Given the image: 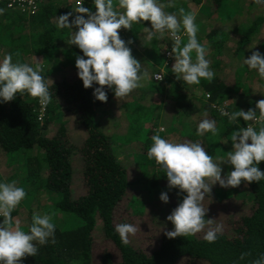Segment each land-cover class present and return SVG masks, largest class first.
<instances>
[{
    "label": "trees",
    "instance_id": "16d2710c",
    "mask_svg": "<svg viewBox=\"0 0 264 264\" xmlns=\"http://www.w3.org/2000/svg\"><path fill=\"white\" fill-rule=\"evenodd\" d=\"M60 1L45 3L31 16L0 3V58L7 52L15 62L29 63L31 56H43L42 75L46 80L50 79L47 82L53 96L41 119L39 99L26 93L18 94L13 101L0 103V162L2 164V157H6L13 165L19 163L15 175L19 179L17 186H22L27 194L12 213L14 221H19L21 229L28 231L34 213H55V242L38 245V254L25 257L22 264H251L264 253V181L247 185L242 182L234 188H222L219 184L212 187V196L205 198L203 205L220 207L224 212V200L234 197L243 207L239 217L229 218L232 219L231 227L228 225L231 232L223 230L214 243L206 242L204 234L171 239L165 235L167 231L156 234L151 230L152 220L149 221L151 227L145 225L142 231L139 228L140 218L147 216L148 204L152 209H169L163 214H171L186 195H177L176 188L169 190L164 172L154 159L148 158L153 134L158 133L173 142L199 141L209 155L216 157L226 156L231 150L230 138L237 127H246V123L257 129L261 126L258 122H244L242 118L239 125L229 124L227 117L219 111L221 107L227 111L255 108L256 102L264 99V82L262 87L257 85L254 90L253 84L245 86L240 82L239 69L229 74L223 70L226 62L221 51L226 41L220 38L215 42L219 38V35L215 36L217 28L203 20L202 16H209L207 1L173 0L170 7L168 0L163 3L166 12L177 16H180V9H187L192 3L200 5L199 11L193 8L187 11L196 13L197 35L203 41L200 43L206 49L210 47L216 51L210 66L216 73L214 79L201 80L198 85L184 84L172 73L171 63H166L163 80L152 82L149 100L131 107L133 116L130 118L124 113L127 104L123 101L131 94L116 98L105 86L108 100L100 102L93 96V89L99 85L83 87L75 67L76 55H82L79 48L70 45L65 57L53 51L51 55L49 49L65 38L68 43L70 38L68 29H57V16L67 14L76 6L75 0ZM243 1L210 0L211 16L223 15L239 4L243 6ZM84 7L95 10L93 0H84ZM143 25L150 27V22L133 24L130 30L121 29L120 35L126 41H133L130 47L136 59L150 58L155 70L160 71L157 66L160 61L167 60L168 50L172 53V41L166 36L161 48L158 38L145 40ZM262 25L264 28V14H259L238 40V51L256 30L262 29ZM181 33L185 34L183 29L178 34ZM187 39V35L182 37V42L186 43ZM60 56L63 60L58 62ZM49 61L52 64H48ZM68 66L72 67L71 73L67 72ZM146 70L150 72L148 67ZM249 73L243 72L250 79L254 73ZM112 108L118 109L110 111ZM204 113H207L206 118L217 121L219 137H213L211 133L196 134V126L205 118ZM100 114L105 118L99 119ZM115 118L117 127L113 130L127 132L134 144L143 147L133 150L137 152V158L128 160L130 156L125 148L122 145L114 148L112 136L103 132L102 124ZM55 121L58 126L53 127ZM161 128L163 131H159ZM175 133L179 138L174 136ZM131 167L136 168L135 174L130 172ZM259 167L264 171V161ZM223 168L225 173L232 170L228 165ZM0 180L4 181L1 173ZM164 191L169 194L167 204L159 199ZM135 200L137 206H134ZM211 212L208 209L206 219ZM209 218L213 219V216ZM120 223H136L138 232L145 233L154 245L147 249L131 239L123 245L115 232V226ZM243 253L249 255L240 259Z\"/></svg>",
    "mask_w": 264,
    "mask_h": 264
},
{
    "label": "clouds",
    "instance_id": "9594fccd",
    "mask_svg": "<svg viewBox=\"0 0 264 264\" xmlns=\"http://www.w3.org/2000/svg\"><path fill=\"white\" fill-rule=\"evenodd\" d=\"M75 2L72 11L57 16L56 27L68 29V43L81 50L82 55L75 58L77 75L85 89L99 85L93 89L95 100L107 102L105 86L113 91L116 98H126L130 94L133 96L134 90H142L153 79L157 82L163 80V70L152 71L149 63L145 65L141 57L136 59L130 47L133 41H126L120 35L121 29L130 30L133 24L145 21L150 22V27L143 25L145 40L170 37L173 54L168 50L166 57L168 59V52L174 56L171 71L178 80L184 84L198 85L201 80L214 79L216 73L210 67L206 46L198 40L196 13L187 9H180V16L168 13L164 10L166 5L163 0H93L94 11L82 6L84 0ZM254 2L264 6V0ZM172 5L173 0H168L167 6ZM181 29L187 35L186 43L182 42V37L186 35L178 34ZM253 48L255 46H249V49ZM243 65L255 70L264 80V54L259 50L251 51V55L243 59ZM42 72L39 63L32 66L27 62H13L11 54L4 55L0 59V103L13 101L18 94L22 96L26 93L38 98L41 106H47L53 96L47 82L50 79L46 80ZM219 111L227 117L229 124L239 125L242 118L244 122H258L261 125L258 129L251 123H246V127H237L231 135L232 147L226 156L209 155L199 141L173 142L158 133L151 136L148 158L154 159L164 172L169 190L178 189L177 195L186 193L167 216L173 225V229L165 233L170 239L203 232L206 242H216L223 234V225L215 223L214 219H206L208 207L203 205L212 187L219 184L222 188H234L242 182L247 185L264 181V171L259 167L264 161V99L258 100L255 108L247 111H227L223 107ZM204 116L196 126V134L203 136L211 133L213 137H219L217 121L206 118L207 113ZM159 131H163V128ZM224 165L232 170L225 173ZM26 195L24 188L17 186L16 181L0 180V264H22L25 257L38 254V245L55 242L54 212L42 215L34 213L28 231L21 229L19 221H14L12 213ZM159 199L167 204L168 192H161ZM115 232L121 243L127 245L130 237L138 232V227L133 223H120L115 226ZM247 255L249 253H243L240 259ZM251 264H264V253L253 259Z\"/></svg>",
    "mask_w": 264,
    "mask_h": 264
},
{
    "label": "rangeland",
    "instance_id": "374dc122",
    "mask_svg": "<svg viewBox=\"0 0 264 264\" xmlns=\"http://www.w3.org/2000/svg\"><path fill=\"white\" fill-rule=\"evenodd\" d=\"M55 1H60V0H55ZM115 1V0H114ZM207 1V8L209 9V16L207 17H203V20H205L208 25H212L214 28H217V35H219V38L215 41V42H219L220 38H224L226 42H224V46L225 48L222 49L221 54L223 55V59L226 62V65L223 67V70L229 74L231 73V71L234 69H239L238 71V78L241 80L240 82L243 83V85H248V83L251 85L253 84L255 86L254 90L257 89L256 86L258 85V87H262L264 80H262L258 73L255 70H249L247 68V66L243 65V59L247 58L248 56L251 55V51H255V50H259L262 54H264V28L260 29V30H256L255 33H253L250 37V41H248L242 48V50L238 51L237 49V43L238 40L241 38L242 34L244 32H246L250 26L252 25V23L258 18L259 14H264V7L261 5H257L254 0H244L243 1V6L241 4H239L237 7L233 8H229L228 11H226L223 15H213L211 16L212 13V3L210 2V0H206ZM233 1V0H231ZM61 3V1H60ZM84 6V3L83 5ZM188 10H191L192 8L195 11H199L200 10V5L197 6V4L192 3V6H187ZM31 31L33 30L32 27ZM199 42H203L201 37L198 39ZM158 45L161 46V48H163V44H164V40L159 39L158 41ZM73 46V45H72ZM139 47V45H137ZM249 46H252L255 48L253 49H249ZM70 44L67 43V38L63 39L60 43L54 45L50 50V53L52 55V51L53 52H59L62 56H66V54L69 52L70 50ZM60 48V51H57V49ZM66 48H68L67 51H64ZM207 51V58L211 61L210 66L213 64L214 59L216 58V51L215 49H210V47H208V49H206ZM3 55L8 54L7 52L2 53ZM168 59H167V63L170 61L171 65H173L174 61V56L171 53H167ZM2 59V58H0ZM43 56L38 55L33 56L31 58V61L29 62L32 66H35L37 63H39L40 65L43 62ZM63 60V58L60 56L59 61ZM142 62L147 65L149 63V67L150 69L153 71L155 70V67L153 65V63L151 62V59L145 56L141 57ZM13 62H15L13 60ZM21 63H24L23 61ZM48 64H52L51 61L48 62ZM166 65V60H162L160 61V63L158 64L157 68L164 70ZM72 67L68 66L67 68V72L71 73ZM165 71V70H164ZM243 72H246V74L250 75L249 72L254 73L251 74V78H247L245 76V74H243ZM249 79V80H248ZM153 81H155L153 79ZM147 83V82H146ZM145 83V84H146ZM152 90V81H149L145 87L142 90H136V92H134V95L131 97H128L126 99H124V103H126V108L127 111L125 110L124 113L125 115H129V118L133 116V112L131 111V107H135L138 106L140 104H142V102L146 99L149 100L148 98V94L149 92ZM234 101V100H233ZM129 102V103H128ZM132 102V103H131ZM118 109V108H117ZM116 108H112L109 109L110 111H114L117 110ZM123 113V114H124ZM98 118H105V116H101L98 115ZM72 119H69V121H71ZM52 126H58V121H55L54 123H52ZM164 128H166L165 123H163ZM116 118L111 121V120H107L102 124V128H103V132L111 135L112 136V144L113 147L115 148L117 145H122L127 153V156L129 157L128 160H131L132 158H137L138 154L136 151L133 150H139V149H143V147L137 144H134L132 140H130V135L127 134V132L124 133H118L116 131H119V129H115L116 131H114L113 129L116 128ZM174 136L176 138L178 137V134L175 133ZM175 138V139H176ZM132 141V142H131ZM177 141V139H176ZM10 161L6 158V157H2V164L0 162V173L1 176H4V181L6 182H11V181H16L17 184L19 182L18 177H15L17 171H18V164H11L9 163ZM135 167H131L130 172L135 174ZM133 176V175H132ZM136 176V175H135ZM133 179V178H132ZM214 187V186H213ZM78 193H81V191L78 189L77 190ZM212 195L210 196H206L205 198L209 197L211 198ZM232 198H228L225 201L226 204V208L224 210V212L222 210H220V207H210L209 205L204 204V206L208 209H211L213 212H211V216H213V219L215 220V223H219L223 225V230H225L226 232H231L230 229L228 228L231 227V223H232V219H235L237 217L240 216L241 212L243 211V207L237 203L236 200ZM43 199V196H42ZM225 199V198H224ZM136 201V200H135ZM240 202V201H238ZM241 203V202H240ZM134 206H137V201L136 204ZM176 206H174L175 208ZM21 208V207H20ZM43 208V207H42ZM40 209V208H39ZM37 209V210H39ZM23 212L26 211V209H22ZM168 211H170L168 209ZM168 211H163L159 208L157 209H152V205L148 204L147 208L145 209V213L147 216L141 217L140 221H141V225H139L140 230L142 231L143 227L145 225H149L152 222L153 227H151V230L153 232H155L156 234L158 233H162L163 231H168L169 229H173V225L171 224L170 221L167 220V216L170 214H163L166 213ZM39 212V211H38ZM155 215H153V214ZM207 216V219L211 216ZM229 218H232L231 220ZM150 220H152L151 222H149ZM125 221V220H124ZM230 223V224H229ZM136 225V223H135ZM137 226V225H136ZM228 229V230H227ZM198 234H204L203 232L198 233ZM131 240H133L134 242H136L138 245H145L147 246V249L151 248V246L154 245L155 242H151L148 241V237L145 233L142 232H137L135 236L130 237ZM202 264V263H199Z\"/></svg>",
    "mask_w": 264,
    "mask_h": 264
},
{
    "label": "built area",
    "instance_id": "2783aa9c",
    "mask_svg": "<svg viewBox=\"0 0 264 264\" xmlns=\"http://www.w3.org/2000/svg\"><path fill=\"white\" fill-rule=\"evenodd\" d=\"M49 1L55 0H0L1 4H5L6 8L18 10L26 15H35L40 10L41 6ZM46 106H41L42 114L40 119L46 113Z\"/></svg>",
    "mask_w": 264,
    "mask_h": 264
},
{
    "label": "crops",
    "instance_id": "0c3cea01",
    "mask_svg": "<svg viewBox=\"0 0 264 264\" xmlns=\"http://www.w3.org/2000/svg\"><path fill=\"white\" fill-rule=\"evenodd\" d=\"M40 9H41V8H40ZM34 56H36V57H37L38 55H34ZM32 57H33V56H31V58H32Z\"/></svg>",
    "mask_w": 264,
    "mask_h": 264
}]
</instances>
